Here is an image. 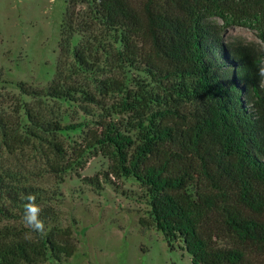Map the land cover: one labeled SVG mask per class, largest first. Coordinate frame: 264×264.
Masks as SVG:
<instances>
[{"label": "trees", "instance_id": "trees-1", "mask_svg": "<svg viewBox=\"0 0 264 264\" xmlns=\"http://www.w3.org/2000/svg\"><path fill=\"white\" fill-rule=\"evenodd\" d=\"M89 3L99 20L119 34L118 58L140 65L170 95L160 99L154 112L135 107L128 97L121 100L120 109L133 115L130 126L138 135L124 133L122 125L107 115L88 130L83 149L74 152L71 161L60 160L65 156L63 145L47 142L43 135L75 131L83 124L62 125L41 103L36 108L23 104L31 126L24 134L19 133L20 123L0 116L2 145L15 150L29 140L46 142L54 157L48 170L54 175L72 169L86 151L98 150L109 160L106 178L108 174L117 179L133 177L146 189L152 225L169 247L181 240L191 264H264V143L260 139L264 87L251 72L253 61L236 58L223 48L221 30L209 22L211 17L238 22L249 11L257 13L264 0ZM64 30L67 50L73 37L70 23ZM90 54L88 47L72 51L75 64L86 72L95 68ZM18 86L32 99L45 97L79 106L99 103L95 93L76 82L53 83L45 92L23 83ZM99 87L103 95L122 90L114 78L100 81ZM29 193L41 209L45 233L25 239L31 229L21 231L1 223H24V197ZM49 198L46 191L13 186L0 177V264H44L49 259L61 264L75 254L72 232L56 226L53 198Z\"/></svg>", "mask_w": 264, "mask_h": 264}, {"label": "rangeland", "instance_id": "rangeland-1", "mask_svg": "<svg viewBox=\"0 0 264 264\" xmlns=\"http://www.w3.org/2000/svg\"><path fill=\"white\" fill-rule=\"evenodd\" d=\"M89 2L0 0V116L20 123L19 133L24 134L31 126L23 104L36 108L41 103L50 118L62 125L82 123L75 131L43 135L47 142L63 145L65 156L60 160L64 162L83 149L88 130L107 115L122 125L124 133L138 135L130 126L133 115L120 109L121 100L128 97L135 107L154 112L161 106L160 99L170 95L140 65H129L118 58L119 34L99 20ZM261 7L257 13L241 15L238 22L218 17L209 20L221 30L219 43L223 48L236 58L253 61L251 72L257 78L258 67L264 65V42L260 39L261 34L264 36V6ZM67 23L73 37L66 50L63 41ZM83 47L89 48V60L95 65L91 72L76 65L72 56L75 48ZM107 78L118 80L121 92L103 95L99 83ZM75 82L95 93L99 103L79 106L45 97L32 99L23 95L18 86L23 83L45 92L53 83ZM247 101H252V94ZM260 139L264 143V121ZM53 158L46 142L29 140L18 149L7 150L0 138V177L13 186L29 185L46 191L49 199L53 198L50 205L57 215L56 226L72 232L77 250L70 261L61 264H191L182 241L169 247L152 225L146 189L133 177L117 179L108 174L106 178L109 160L104 154L88 150L62 175L49 172ZM91 178H96L97 184L89 183L87 179ZM6 224L21 231L26 228L22 221L1 223ZM44 264L56 262L49 259Z\"/></svg>", "mask_w": 264, "mask_h": 264}, {"label": "clouds", "instance_id": "clouds-1", "mask_svg": "<svg viewBox=\"0 0 264 264\" xmlns=\"http://www.w3.org/2000/svg\"><path fill=\"white\" fill-rule=\"evenodd\" d=\"M258 76L261 78L260 83L264 84V65L258 67ZM26 201L23 205L24 216L23 221L27 228L31 231L25 233V239H32L35 235H43L45 233L44 222L40 219V207L36 204V197L29 193L24 197Z\"/></svg>", "mask_w": 264, "mask_h": 264}, {"label": "crops", "instance_id": "crops-1", "mask_svg": "<svg viewBox=\"0 0 264 264\" xmlns=\"http://www.w3.org/2000/svg\"><path fill=\"white\" fill-rule=\"evenodd\" d=\"M72 258V257H71ZM71 258L69 259V261L71 260Z\"/></svg>", "mask_w": 264, "mask_h": 264}]
</instances>
